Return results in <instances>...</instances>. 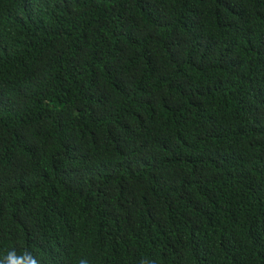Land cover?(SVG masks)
Instances as JSON below:
<instances>
[{
    "label": "trees",
    "instance_id": "obj_1",
    "mask_svg": "<svg viewBox=\"0 0 264 264\" xmlns=\"http://www.w3.org/2000/svg\"><path fill=\"white\" fill-rule=\"evenodd\" d=\"M264 264V0H0V259Z\"/></svg>",
    "mask_w": 264,
    "mask_h": 264
},
{
    "label": "clouds",
    "instance_id": "obj_2",
    "mask_svg": "<svg viewBox=\"0 0 264 264\" xmlns=\"http://www.w3.org/2000/svg\"><path fill=\"white\" fill-rule=\"evenodd\" d=\"M0 264H40V262L27 250L17 254L16 250L12 249L7 252L3 259H0ZM79 264H89V262L86 259H80Z\"/></svg>",
    "mask_w": 264,
    "mask_h": 264
}]
</instances>
